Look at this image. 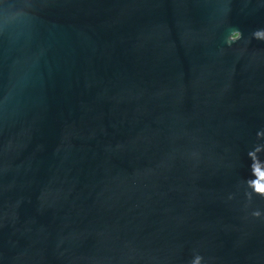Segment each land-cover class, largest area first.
<instances>
[{
    "label": "water",
    "instance_id": "water-1",
    "mask_svg": "<svg viewBox=\"0 0 264 264\" xmlns=\"http://www.w3.org/2000/svg\"><path fill=\"white\" fill-rule=\"evenodd\" d=\"M0 264H264V0H0Z\"/></svg>",
    "mask_w": 264,
    "mask_h": 264
}]
</instances>
